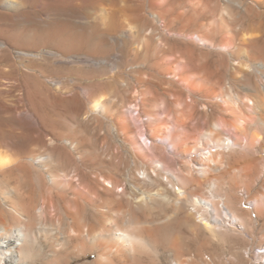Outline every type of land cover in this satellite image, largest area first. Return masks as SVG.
Here are the masks:
<instances>
[{
  "label": "bare ground",
  "instance_id": "6f19581e",
  "mask_svg": "<svg viewBox=\"0 0 264 264\" xmlns=\"http://www.w3.org/2000/svg\"><path fill=\"white\" fill-rule=\"evenodd\" d=\"M97 1L0 0V51L12 53L28 71L32 64L47 58L57 65L95 64L91 52H70L73 49L69 47L76 48L83 33L70 36L60 32L51 41L58 45L50 44L49 33L44 29L40 34L23 33L22 27L13 30L14 24L1 19L3 13L17 14L22 23L31 10L35 13L39 9L41 23L35 26L52 27L58 21L62 29L68 23L84 26L89 34L98 33L93 35L95 39L87 38L93 48L112 51L117 56L122 37L129 35L116 30V14L120 11L110 10L108 16V9L102 10L101 15L91 12V5ZM147 1L151 5L157 2ZM189 2L186 0V5ZM129 11L127 17L143 19L137 10L133 14ZM213 13L206 27H201L204 33L192 36L193 46L179 47L183 55L196 51L198 56L205 54L206 59H198L187 78L183 77L184 68L182 73L171 71L170 66L165 68L171 78L186 79L190 94L195 97L192 102L199 108L194 111L195 123L189 125L193 134L176 139L171 166L166 164L170 160L160 148L152 155L145 149L140 153L123 148L103 150L105 134L129 140L132 121L116 115L122 103L126 100L141 110L135 103L140 89L128 90L127 80L118 76L122 65L111 62L114 88L109 98L99 97L91 102L90 94L81 92L95 116L101 118L95 138L98 149L88 159L90 166L83 176L64 181L73 197L58 201L62 203L60 208L52 206L54 213L62 216L56 226H63L65 233L58 232V237L52 239L49 259L29 263L32 253L29 254L28 246L34 244L36 237L31 240L21 229L7 230L9 227L2 225L0 264H71L62 262L69 255H95L94 264H264V0H225L219 15ZM29 22L25 20L26 24ZM19 39H37V43L19 44ZM138 39L148 49L146 38ZM130 62L133 64L132 59ZM39 73L45 83L59 85L58 79ZM145 79L146 75L139 78L138 85L144 84ZM167 85L164 92L171 91L177 101L174 82ZM151 88L149 85L150 90L145 89L147 94L152 95ZM6 160L0 157V166ZM82 188L92 194V201H86L88 196L85 201L80 200ZM90 218L97 225L87 220Z\"/></svg>",
  "mask_w": 264,
  "mask_h": 264
},
{
  "label": "rangeland",
  "instance_id": "374dc122",
  "mask_svg": "<svg viewBox=\"0 0 264 264\" xmlns=\"http://www.w3.org/2000/svg\"><path fill=\"white\" fill-rule=\"evenodd\" d=\"M99 1L91 5V12L101 15L102 10L108 9L106 15L108 16L110 10L120 11L116 14L118 17L116 30L117 32L124 30L127 36H130L122 37L119 52L117 56L114 55L115 57L112 51L93 48L91 42H87V38L95 39L94 36L96 37L98 33L89 34L90 31L84 26L74 27L68 23L62 29L59 21L56 23L57 26L44 28L39 27L40 25L35 26L41 23L39 18L41 19L42 13L39 9L35 13L31 10L27 15L25 20L30 21V24H26L24 19L22 24L20 15L17 14L3 13L1 16V19L8 21L7 24H14L13 30L14 27H22L23 33L36 31L40 34L44 29L45 33L50 34L47 35L48 43L54 41L53 37L63 31L70 36L83 33L81 37L84 40L80 37L81 41L76 48L69 47L73 49L70 52L76 51L81 54L91 52L96 61L92 66L86 64L71 66L57 65L47 58L41 63L32 64L31 71H28L20 66L12 53L0 51V157L7 159L6 164L0 166V228L2 225L5 229L9 227L7 230L19 228L26 232L31 240L32 237H36L33 239L34 244L28 246L29 254L32 253L28 256L29 263H42L45 258L49 259L52 254L51 242L58 237V232L65 233L63 226L59 229L56 226L62 216L54 213L52 206L60 208L62 203L59 202L63 197H73L64 181L75 175L83 176L90 166L88 159L98 149L95 138L101 118L95 116L92 105L85 100L82 93L87 91L91 102L99 97L109 98L114 88V74L110 67L111 64L120 62L122 68L118 76L127 80L128 90L140 89V97L135 103L141 110H136L134 104L129 105L126 100L122 103L116 110V115L126 116L132 121L129 140L125 142L121 136L105 134L103 150L114 152L131 149L140 153L145 149L147 154L152 155L160 148L166 159L170 160L166 164L169 163L168 166H171L175 158L174 149L178 141L176 139L193 134L194 130L189 125L195 123L194 111L199 109L192 102L195 97L190 94L184 78H187L186 75L187 73L189 75L190 71L193 73V66L198 59L204 60L207 57L205 54H202L203 57L198 56L196 51L183 55V50L181 51L179 47L185 44L193 46L192 36L195 33L203 34L204 30L201 31V27L203 26V29L206 27L213 12L218 16L220 7L225 3V0H189V4L186 5V0H156L157 2L151 5L147 0H143L142 5V0ZM129 10H132V14L137 10L143 19L139 21L133 16L127 17L130 14ZM139 36L146 38L148 49L141 44ZM19 41V44L27 43L33 46L37 43L32 40ZM51 43L58 45L56 42ZM110 44L116 46L114 41H110ZM201 49L204 51L203 47ZM144 55L146 61L143 60ZM131 59L133 64L130 62ZM167 66L177 73L184 68V78L179 80L168 76L165 71ZM40 71L46 78L55 81L58 79L59 85L54 87L48 81L45 83ZM141 75H146L148 79H145L144 84L138 85L137 80L142 77ZM168 82H174V90L179 94L177 101H174L171 91L164 92ZM149 85L154 88H151L152 95L151 92L147 94V90H150ZM111 109L115 110V107ZM200 123L202 124V121ZM81 192L79 195L81 201H85L84 197L86 199L87 196L86 201L88 199L92 201L93 196L87 189L82 188ZM88 212L92 214L91 211ZM87 220L97 225L94 219ZM42 231L46 233L43 234ZM33 253L36 257H33ZM94 258L95 255L73 258L69 255L62 262L94 264Z\"/></svg>",
  "mask_w": 264,
  "mask_h": 264
}]
</instances>
